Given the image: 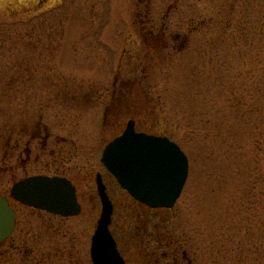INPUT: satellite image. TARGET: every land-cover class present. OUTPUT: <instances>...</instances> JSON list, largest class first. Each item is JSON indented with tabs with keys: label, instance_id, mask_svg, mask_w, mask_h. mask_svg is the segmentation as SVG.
Returning <instances> with one entry per match:
<instances>
[{
	"label": "rangeland",
	"instance_id": "rangeland-1",
	"mask_svg": "<svg viewBox=\"0 0 264 264\" xmlns=\"http://www.w3.org/2000/svg\"><path fill=\"white\" fill-rule=\"evenodd\" d=\"M130 119L188 159L171 210L134 204L100 163ZM35 125L49 129L45 149L22 131ZM60 171L79 216L9 198L18 179ZM97 173L127 264L146 249L145 264L164 252L160 264H264V0H0V194L18 221L0 264H91Z\"/></svg>",
	"mask_w": 264,
	"mask_h": 264
},
{
	"label": "water",
	"instance_id": "water-1",
	"mask_svg": "<svg viewBox=\"0 0 264 264\" xmlns=\"http://www.w3.org/2000/svg\"><path fill=\"white\" fill-rule=\"evenodd\" d=\"M133 120L119 137L103 148L101 164L135 201L151 209H171L188 177V159L167 137L136 132ZM101 211L90 242L91 264H125L110 233L113 204L100 174L94 179ZM71 181L61 177L31 176L13 183L11 198L22 205L63 218L81 213ZM0 194V244L15 229L16 214Z\"/></svg>",
	"mask_w": 264,
	"mask_h": 264
},
{
	"label": "flooded vegetation",
	"instance_id": "flooded-vegetation-1",
	"mask_svg": "<svg viewBox=\"0 0 264 264\" xmlns=\"http://www.w3.org/2000/svg\"><path fill=\"white\" fill-rule=\"evenodd\" d=\"M113 96L114 97H116L115 96V94H113ZM113 97V98H114ZM114 100H115V98H114ZM107 113V108L105 107V109H104V118H105V116L107 115L106 114ZM135 121V120H134ZM135 123H136V121H135ZM135 126H136V124H135ZM49 129H47V127L46 126H43V125H35V126H32V127H22V131L23 132H25V133H27L28 132V134H26V135H28V137H30V139L31 140H34L35 138L36 139H40V142H41V146H42V149H45V146H46V144H48V140L51 138V135H50V132L48 131ZM21 131V132H22ZM123 131V130H122ZM122 131L117 135L118 137H119V135L122 133ZM69 135H71V134H69ZM116 136V137H117ZM68 138V137H67ZM67 138H65V137H63V136H59L58 134L57 135H54L53 137H52V140H53V142H54V144L52 145V146H54V148H56V149H60V150H62V152L60 153V154H56V157L59 155V157L60 158H62V160L61 161H68V159L69 158H65V156H70L71 157V155H72V153H71V150H70V148H69V146H61V147H57L56 146V143H58V141H60V142H63V143H66L67 141L66 140H68ZM115 138V137H114ZM70 141V143L69 144H73V141H71V140H69ZM32 143V141H30V140H28V142L26 143V147L24 148V150H23V152H20L19 153V157L20 158H22L21 160H23V163L25 164L26 162H30L31 161V159H30V155H31V149L29 148V146H30V144ZM73 147V146H72ZM105 147V146H104ZM69 148V149H68ZM51 151V152H50ZM50 151H49V156H52V154H53V150L52 149H50ZM9 153V152H8ZM8 153H5L6 155H8ZM23 155H24V158H23ZM73 156V155H72ZM36 160H37V158H35ZM38 162V161H37ZM11 170V167H8L7 169H5V171H10ZM59 171V170H58ZM61 173H54V174H52V173H48V172H41V173H34V174H31V175H26V176H24L23 178H21L20 180H22V179H24V178H27V177H31V176H38V175H40V176H48V177H61V178H65V179H67V180H69V181H71V183H72V185L75 187V190L74 191H76V195H77V190H78V186L74 183V179L71 177V176H66L65 174H63L64 172H62V171H60ZM98 174V173H97ZM96 174V175H97ZM100 174V173H99ZM100 176H101V174H100ZM101 178H102V176H101ZM19 179L17 180V181H20ZM16 181V182H17ZM102 181H103V179H102ZM13 183H15V182H13ZM13 183H12V185H13ZM12 187V186H11ZM105 187H106V185H105ZM11 189V188H10ZM106 192H107V194H108V191H107V187H106ZM9 195H10V191H9ZM108 197H109V199L111 200V197L109 196V194H108ZM12 199V198H11ZM13 200V199H12ZM14 201V200H13ZM15 202V204H19L20 206H23V207H26V208H29V209H32V210H37V211H40L41 213L43 212V213H48V212H46V211H42V210H39V209H35V208H33V207H28V206H25V205H22V204H20L19 202H16V201H14ZM111 202H112V200H111ZM113 203V202H112ZM139 207H144L145 208V206L143 205L142 206V204H139V203H137V202H135ZM11 205V204H10ZM12 206V205H11ZM113 208H114V204H113ZM112 208V209H113ZM15 210V209H14ZM15 213H16V211H15ZM48 214H50V213H48ZM113 214H114V209H113ZM50 215H52V214H50ZM52 216H55L56 217V215H52ZM15 224V229H14V231H13V233L15 232V230H16V228H17V225H18V221H17V214H16V223H14ZM11 236H9V238H7L4 242H3V244L5 243V242H7L9 239H11L12 238V234H10ZM10 241H12V239L10 240ZM116 243H117V248H118V250L121 252V247H120V244H119V241L117 242L116 241ZM3 244L1 243L0 244V248L3 246ZM169 245V244H168ZM167 245V246H168ZM122 254V253H121ZM183 258L184 259H186L187 260V262L188 263H190V260L189 259H187V258H185V253H183ZM126 261V260H125Z\"/></svg>",
	"mask_w": 264,
	"mask_h": 264
},
{
	"label": "trees",
	"instance_id": "trees-1",
	"mask_svg": "<svg viewBox=\"0 0 264 264\" xmlns=\"http://www.w3.org/2000/svg\"><path fill=\"white\" fill-rule=\"evenodd\" d=\"M127 198L131 201V202H133L134 204H136L129 196H127ZM116 239V238H115ZM117 242H118V240H116ZM169 246V245H168ZM168 246H166L167 248H168ZM144 251V250H143ZM148 251V249H146L145 251H144V254H143V258L141 257V259L139 260L140 262H143V264H145V262H144V260H145V255H147V256H153L154 257V252H147ZM140 253H142V251L140 250L139 251ZM173 252H175V254L178 252L177 250H173ZM168 256V253L167 252H164V253H162V254H160V255H158L157 257H155V258H153V262H154V264H160V262H159V258L158 257H161L163 260L166 258H168L167 257ZM173 259H174V264H177V259H176V257H173ZM126 260V259H125ZM128 263H129V260H128ZM126 264H127V260H126Z\"/></svg>",
	"mask_w": 264,
	"mask_h": 264
}]
</instances>
